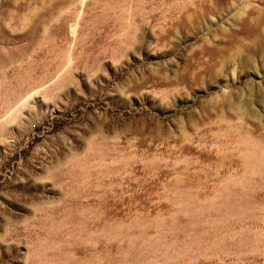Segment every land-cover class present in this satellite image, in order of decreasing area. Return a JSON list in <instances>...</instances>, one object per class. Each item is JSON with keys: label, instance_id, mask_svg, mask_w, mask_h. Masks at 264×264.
I'll return each mask as SVG.
<instances>
[{"label": "rangeland", "instance_id": "374dc122", "mask_svg": "<svg viewBox=\"0 0 264 264\" xmlns=\"http://www.w3.org/2000/svg\"><path fill=\"white\" fill-rule=\"evenodd\" d=\"M0 264H264V0H0Z\"/></svg>", "mask_w": 264, "mask_h": 264}]
</instances>
